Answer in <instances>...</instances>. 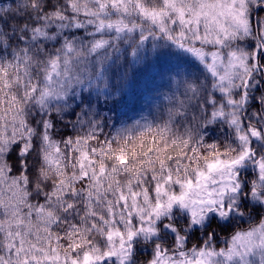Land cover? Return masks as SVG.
Segmentation results:
<instances>
[{"label": "snow or ice", "instance_id": "obj_1", "mask_svg": "<svg viewBox=\"0 0 264 264\" xmlns=\"http://www.w3.org/2000/svg\"><path fill=\"white\" fill-rule=\"evenodd\" d=\"M0 264H264V0H0Z\"/></svg>", "mask_w": 264, "mask_h": 264}, {"label": "trees", "instance_id": "obj_2", "mask_svg": "<svg viewBox=\"0 0 264 264\" xmlns=\"http://www.w3.org/2000/svg\"><path fill=\"white\" fill-rule=\"evenodd\" d=\"M158 67H159V69H160L161 74H163L164 71H165V69H164V67L162 66V64H158Z\"/></svg>", "mask_w": 264, "mask_h": 264}]
</instances>
